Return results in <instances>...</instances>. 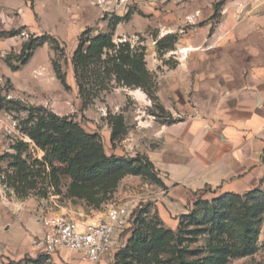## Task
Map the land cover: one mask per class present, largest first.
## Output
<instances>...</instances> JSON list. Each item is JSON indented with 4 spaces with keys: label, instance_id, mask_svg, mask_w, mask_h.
<instances>
[{
    "label": "rangeland",
    "instance_id": "rangeland-1",
    "mask_svg": "<svg viewBox=\"0 0 264 264\" xmlns=\"http://www.w3.org/2000/svg\"><path fill=\"white\" fill-rule=\"evenodd\" d=\"M262 16L264 0H0V264H89L37 254L31 238L48 216L94 223L119 205L122 252L98 264H264V180L228 198L203 189L165 223L155 166L77 184L31 137L51 113L98 134L107 156L153 152L161 125L201 119L225 79L264 67V29L240 25Z\"/></svg>",
    "mask_w": 264,
    "mask_h": 264
},
{
    "label": "crops",
    "instance_id": "crops-1",
    "mask_svg": "<svg viewBox=\"0 0 264 264\" xmlns=\"http://www.w3.org/2000/svg\"><path fill=\"white\" fill-rule=\"evenodd\" d=\"M240 25L264 29V16ZM214 93L204 117L161 125L157 147L145 150L169 190L158 203L165 223L203 189L211 196L244 194L264 180V67L225 79Z\"/></svg>",
    "mask_w": 264,
    "mask_h": 264
},
{
    "label": "trees",
    "instance_id": "trees-1",
    "mask_svg": "<svg viewBox=\"0 0 264 264\" xmlns=\"http://www.w3.org/2000/svg\"><path fill=\"white\" fill-rule=\"evenodd\" d=\"M102 41L105 46V38ZM36 126L31 137L45 150L43 159L52 173L69 174L77 184L99 182L109 186L116 184L125 175L146 177L154 169L153 163L146 155H138L132 159L107 156L98 134L86 133L78 124L68 121L65 117L60 118L49 113L45 117L41 116ZM114 137L113 132L112 141ZM17 164L23 165V162ZM22 171L24 168L20 172ZM231 195L239 194L224 193L225 198ZM153 249L154 246H144L142 251L146 254ZM120 252L122 251L117 255ZM247 254H250L247 248L242 250V255Z\"/></svg>",
    "mask_w": 264,
    "mask_h": 264
},
{
    "label": "built area",
    "instance_id": "built-area-1",
    "mask_svg": "<svg viewBox=\"0 0 264 264\" xmlns=\"http://www.w3.org/2000/svg\"><path fill=\"white\" fill-rule=\"evenodd\" d=\"M127 205L111 207L104 219L89 223L66 215L43 219L42 233L31 238L32 251L43 256L70 253L89 264H98L119 250L122 235L129 229Z\"/></svg>",
    "mask_w": 264,
    "mask_h": 264
}]
</instances>
